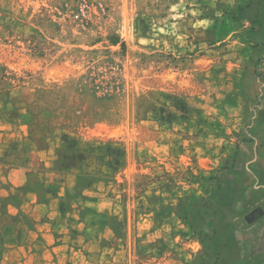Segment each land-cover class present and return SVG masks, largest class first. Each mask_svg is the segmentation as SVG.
<instances>
[{
  "label": "rangeland",
  "instance_id": "obj_1",
  "mask_svg": "<svg viewBox=\"0 0 264 264\" xmlns=\"http://www.w3.org/2000/svg\"><path fill=\"white\" fill-rule=\"evenodd\" d=\"M261 132L264 0H0V162L53 241L0 264H264L219 224Z\"/></svg>",
  "mask_w": 264,
  "mask_h": 264
},
{
  "label": "crops",
  "instance_id": "obj_2",
  "mask_svg": "<svg viewBox=\"0 0 264 264\" xmlns=\"http://www.w3.org/2000/svg\"><path fill=\"white\" fill-rule=\"evenodd\" d=\"M261 133L264 139V132ZM250 146L248 152L243 150L223 172L224 194L221 197L232 206L231 211L228 208L222 215L219 224L226 234L244 235L247 240L264 242V141ZM26 173L23 167L14 166L10 157L0 162V262H15L23 258V262H46L48 256L45 253L53 243L41 228L33 229L28 223L24 226L15 221L25 214V206L35 202L29 193L20 196V210L9 202L18 187L26 184ZM4 201L8 202L5 213L2 211ZM27 217L33 221L30 215ZM37 238L44 239V242L36 245ZM36 250H44L42 257H32L37 254Z\"/></svg>",
  "mask_w": 264,
  "mask_h": 264
}]
</instances>
